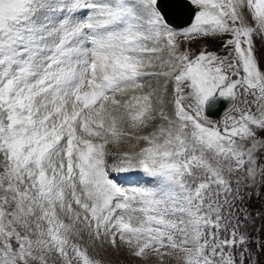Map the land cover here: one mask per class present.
Segmentation results:
<instances>
[{
    "label": "snow or ice",
    "instance_id": "snow-or-ice-1",
    "mask_svg": "<svg viewBox=\"0 0 264 264\" xmlns=\"http://www.w3.org/2000/svg\"><path fill=\"white\" fill-rule=\"evenodd\" d=\"M262 134L264 0H0V264H264Z\"/></svg>",
    "mask_w": 264,
    "mask_h": 264
},
{
    "label": "rangeland",
    "instance_id": "rangeland-1",
    "mask_svg": "<svg viewBox=\"0 0 264 264\" xmlns=\"http://www.w3.org/2000/svg\"><path fill=\"white\" fill-rule=\"evenodd\" d=\"M178 30H182V29H178ZM178 40L184 45L185 48L189 47V42L187 40H185V38L179 37ZM205 46L207 47V50H209V51H216L218 54H220V52H221V50L219 48V44L217 41H215V40H203V39H199V38H197V40L191 44V50L193 52H196L199 50H203V48ZM256 47L258 49L257 54H259V50L262 47V42L259 39H257V41H256ZM225 113L222 116H220L218 119L213 120V121L221 120L223 118V116L225 115ZM262 135H264V134H262ZM124 146L125 147L128 146L127 142H125ZM110 147L114 150L117 146L116 145H110ZM257 190H259V189H257ZM90 252L93 255V257L101 260L102 264H156L154 257L151 259H148V260L137 259V258L131 257L124 250H121L118 252L116 250H113L110 247L100 248L99 246H97L94 250L90 249ZM173 264H174V262H173Z\"/></svg>",
    "mask_w": 264,
    "mask_h": 264
},
{
    "label": "trees",
    "instance_id": "trees-1",
    "mask_svg": "<svg viewBox=\"0 0 264 264\" xmlns=\"http://www.w3.org/2000/svg\"><path fill=\"white\" fill-rule=\"evenodd\" d=\"M254 205L257 206V200L254 198L253 201H252V206L250 207L251 209V212L253 213V208H254ZM254 216V215H253ZM255 223H258L260 224V230L258 231V239H259V242L256 243L257 245V251L259 252V245L261 243H264V217H255ZM260 258L262 260H264V253H260Z\"/></svg>",
    "mask_w": 264,
    "mask_h": 264
},
{
    "label": "water",
    "instance_id": "water-1",
    "mask_svg": "<svg viewBox=\"0 0 264 264\" xmlns=\"http://www.w3.org/2000/svg\"><path fill=\"white\" fill-rule=\"evenodd\" d=\"M185 13H188V15H190V12H188V11H185ZM173 22H174V24H177L178 26H181V25L184 24V22H179V20H177L176 18H174V21ZM225 104H227V103H225Z\"/></svg>",
    "mask_w": 264,
    "mask_h": 264
}]
</instances>
